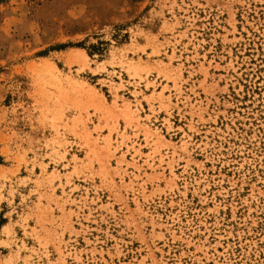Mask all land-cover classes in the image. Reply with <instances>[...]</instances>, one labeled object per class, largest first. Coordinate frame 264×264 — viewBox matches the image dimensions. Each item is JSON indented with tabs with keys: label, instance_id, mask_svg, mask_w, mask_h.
<instances>
[{
	"label": "rangeland",
	"instance_id": "obj_1",
	"mask_svg": "<svg viewBox=\"0 0 264 264\" xmlns=\"http://www.w3.org/2000/svg\"><path fill=\"white\" fill-rule=\"evenodd\" d=\"M0 264H264V0L1 1Z\"/></svg>",
	"mask_w": 264,
	"mask_h": 264
},
{
	"label": "trees",
	"instance_id": "obj_2",
	"mask_svg": "<svg viewBox=\"0 0 264 264\" xmlns=\"http://www.w3.org/2000/svg\"><path fill=\"white\" fill-rule=\"evenodd\" d=\"M1 1H4V0H0V2H1Z\"/></svg>",
	"mask_w": 264,
	"mask_h": 264
}]
</instances>
